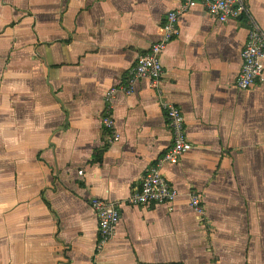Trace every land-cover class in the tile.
Returning <instances> with one entry per match:
<instances>
[{
	"label": "crops",
	"instance_id": "0c3cea01",
	"mask_svg": "<svg viewBox=\"0 0 264 264\" xmlns=\"http://www.w3.org/2000/svg\"><path fill=\"white\" fill-rule=\"evenodd\" d=\"M181 2L0 0V264H264V83L236 87L264 0L223 24L197 6L162 55L163 97L148 80L121 89ZM163 101L193 147L164 167L179 196L126 204L99 249L91 201L126 203L170 148Z\"/></svg>",
	"mask_w": 264,
	"mask_h": 264
},
{
	"label": "built area",
	"instance_id": "2783aa9c",
	"mask_svg": "<svg viewBox=\"0 0 264 264\" xmlns=\"http://www.w3.org/2000/svg\"><path fill=\"white\" fill-rule=\"evenodd\" d=\"M248 3L249 0H182L180 7L168 14L161 27L159 40L154 42L149 51L140 56L136 64L129 70L127 83L121 86V89L131 95L135 92L140 81L148 80L150 86L159 93V96L163 97L164 68L162 55L168 45L180 36L181 18L197 6H202L213 18L223 24L249 15ZM260 83H264V31L254 24L249 30L247 43L242 52V67L236 81V87L241 91H249L256 88ZM117 90V88H113L106 94L108 110L102 120L105 129L111 133L110 144L120 140L111 107ZM161 107L172 134V144L158 163L147 173L141 188L126 203L103 200L91 201V206L99 220V249L115 236L126 204L142 207L159 205L170 207L179 196L175 186L166 177L164 167L166 165H178L193 147L188 138L183 110L168 101H163ZM79 174L83 175V172ZM191 207L201 216L205 215L203 198L200 194L193 193L191 195Z\"/></svg>",
	"mask_w": 264,
	"mask_h": 264
}]
</instances>
